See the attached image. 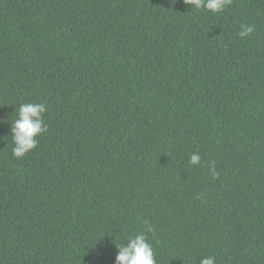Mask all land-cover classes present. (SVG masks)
Returning a JSON list of instances; mask_svg holds the SVG:
<instances>
[{"label":"trees","instance_id":"1","mask_svg":"<svg viewBox=\"0 0 264 264\" xmlns=\"http://www.w3.org/2000/svg\"><path fill=\"white\" fill-rule=\"evenodd\" d=\"M145 221L156 264H264V0H0V264H114Z\"/></svg>","mask_w":264,"mask_h":264},{"label":"clouds","instance_id":"2","mask_svg":"<svg viewBox=\"0 0 264 264\" xmlns=\"http://www.w3.org/2000/svg\"><path fill=\"white\" fill-rule=\"evenodd\" d=\"M175 3V0H172ZM192 9H205L212 13L222 12L232 0H183ZM255 30L254 25L241 24L238 33L240 38L248 37ZM47 107L42 102L21 103L17 110V118L12 121L10 133L13 141L12 155L22 158L38 144L37 137L44 134L48 125L44 123L43 114ZM201 157L198 153L190 156L189 163L199 166ZM218 173L213 171V176ZM146 231L130 236L127 241L117 246L114 264H156L152 245L148 242L147 233H154V228L145 221ZM200 264H215L213 256L202 257Z\"/></svg>","mask_w":264,"mask_h":264}]
</instances>
